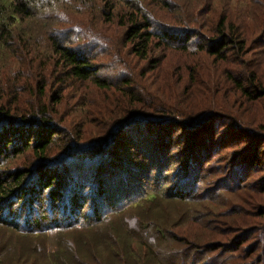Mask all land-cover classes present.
Masks as SVG:
<instances>
[{
    "label": "rangeland",
    "instance_id": "rangeland-1",
    "mask_svg": "<svg viewBox=\"0 0 264 264\" xmlns=\"http://www.w3.org/2000/svg\"><path fill=\"white\" fill-rule=\"evenodd\" d=\"M102 2L105 4V0L95 1L94 8L100 10L98 14H94L93 9H90L91 12L73 15L70 23L56 22L53 28H61L62 33L71 40V48L80 47L82 52H88L86 56L90 57L93 64L94 77L113 82L117 87L122 86L124 79H128L134 101L140 104L136 111L140 113H133L128 117L131 122L122 128L121 124L124 122L121 121L128 118L119 119L108 111L112 109L111 112L118 113L131 109L122 103L118 88H113L115 91L98 90L90 80H69L68 87L60 94L62 103L58 107L56 118V122L68 131V134L60 138L51 152L52 156H58H53L46 165L34 152L27 151L5 163L12 168H32L34 172L32 171L27 179L26 195L28 196L32 187L37 191L32 200L33 206L25 205L23 210H19L22 214L16 216L20 226L24 228L23 231L18 229L19 232H16L9 224L6 227L0 226V264H55L58 259L63 264H105L104 245L99 241H84L88 232L81 229L84 222L80 216L89 215L94 209L97 212L98 208H101L103 214H109L111 206H108L110 203L105 199L106 191L102 188L115 191L122 177H136L138 171L143 174L138 196L124 201L130 203L135 199H144L137 219L148 218L143 220L144 224L158 223L163 229H169L181 239L179 246L208 250L210 264L218 262V256L225 252V256H234L230 260L233 264H262L264 215L255 218L248 211L264 214V157L258 167H253L250 172L242 167L240 169L237 164L238 171L235 176L233 169L228 170L227 162L224 163L223 160L240 146L222 142L228 129L202 130L204 133L199 137L189 134L192 122L195 123L198 119L201 120L203 115L215 112L206 113L201 107L198 114L186 113L183 118L178 117L174 111L185 113L182 109L184 100L190 102L193 107L202 97V94L194 90L195 81L190 75L198 64L196 58L202 55L200 52L197 54L195 46L204 39L201 35L207 37L204 40L217 38L214 30L222 18H226L228 23L227 32L236 33L233 38H246L239 43L246 42L245 55L237 57L230 53V62L227 63L216 61L213 56L204 57L205 63L210 67L208 71L203 69L202 65L198 66L203 70L200 78L205 79L204 83L207 84L210 76L212 80H216L223 73L222 68L228 67L237 77L251 79L254 75L264 82V0H168V5L158 0H128V6L125 3L117 6L112 12V17L107 15L110 10L108 6L101 10ZM133 4H139L143 13L149 14L156 21L154 27L158 28V31H177L175 36L181 40L185 36L182 30L188 29L187 26L194 27L196 43L192 42L194 44L189 47V52L182 53L177 48L182 46L181 43L175 42L174 48L162 50L155 46L158 39L154 37L153 50L148 58H139L132 51L131 44L125 42L126 27L121 21L123 16L132 13L130 7ZM199 10L204 13L194 19ZM203 24L205 28L201 30ZM52 80L55 81V78ZM50 84L53 89L47 91L44 102L51 107L59 85L51 81ZM211 86L215 87L212 84ZM202 87L204 89L205 86L199 88ZM233 96L236 100L241 98L239 95ZM118 98L120 99L117 100ZM117 101L121 104L117 105ZM261 102L263 103L264 99H261ZM236 104L233 110H236ZM151 107L172 110L159 114L151 112ZM258 112L261 116L264 114L263 110ZM139 118H145L147 121H139ZM172 119L178 124L185 122L188 129H181L177 125L167 127L166 121ZM261 124L264 127V123ZM262 130L264 133V129ZM71 137L77 145L71 141L68 144L72 148L70 154H64ZM150 167L153 170L148 173ZM49 168L57 169L53 186L58 180H64L61 188L66 193L60 205L69 207L66 213L56 219L58 224L55 228L37 235L27 231L29 223L33 218L40 217L41 211L50 210V205L47 188L44 184L38 186L36 177L41 172L46 174L44 170H50ZM217 169L227 174L225 182L221 183L216 179L219 176ZM209 173H213L212 184H220L217 188H221L220 193L214 187H208ZM74 180H85L90 185L85 189H76ZM243 183L251 186L252 191L245 188L241 193L235 192L234 189ZM128 185L125 183L123 187ZM174 188L177 190L175 192L180 189V192L189 190L191 193L198 188L199 197L188 201L165 198L166 191L172 192ZM146 191L160 193V201H147ZM128 192L135 193L136 189L130 187ZM111 200V204L115 206L122 203V196L119 194L118 200ZM13 207L18 208L16 205ZM89 217L90 221L94 218L90 215ZM130 217L132 216L128 215V218ZM47 218L52 222L50 215L47 214ZM8 219L11 220L12 216ZM96 221L93 219V222ZM201 225L204 227H200ZM245 230H249L251 234L244 238L240 247L234 248L233 238ZM12 236L26 237L14 239ZM160 244L162 247L166 245L165 242ZM172 247L168 246L167 249L172 250Z\"/></svg>",
    "mask_w": 264,
    "mask_h": 264
},
{
    "label": "trees",
    "instance_id": "trees-1",
    "mask_svg": "<svg viewBox=\"0 0 264 264\" xmlns=\"http://www.w3.org/2000/svg\"><path fill=\"white\" fill-rule=\"evenodd\" d=\"M95 1L0 0V76L2 78V84H0V226L2 227L9 224L16 232H19L18 229L24 230L16 216L22 214V211L19 210H23L25 205L28 207L33 206L32 200L35 198L37 191L35 187H32L31 192L28 196L26 195L27 179L34 172L32 168H12L5 165V163L7 160L27 151L34 152L46 165L53 156H58L57 154L52 156L51 152L60 138H64L68 134V131L61 128L56 122V118L58 107L62 103L60 94L68 87L69 80L75 82L90 80L98 90L115 91L113 88H118L120 98L123 99L122 103L131 107L128 111L124 109L118 113L111 112L112 109L108 110L119 119H127L133 113H140L136 111L140 104L134 101L135 97L128 79H124L122 86L117 87L113 82L94 77L93 64L89 59L90 57L86 56L88 52H82L80 47L71 48L69 44L72 42L70 39L68 40L65 33H62L61 28H53L56 22L70 23L73 15L89 12L90 9H93L94 14H98L100 10L94 8ZM167 1L158 0V2H163L165 5H168ZM139 2H143V0H139ZM123 3L128 6V0H105V4L102 2L103 8L101 10L108 6L110 10L107 15L112 17L113 10ZM130 8H132V13L123 16L121 21L126 27L125 42L131 44L132 51L139 58H148L153 50L154 37L158 39L155 46L160 47L162 50L168 47L174 48L175 42L181 43L182 46L177 48L182 53L189 52V47L196 43L194 42L196 36L193 34L194 27L187 26L188 29L182 30L185 36L181 40V38L175 36L178 34L177 31L172 32L165 29L158 31V28L154 27L156 21L149 14L143 13L144 11L139 4H133ZM202 13L204 12L199 10L193 18H197ZM192 22H195V20H192ZM227 25L226 18H222L216 30H214V33H217V38L204 40L206 36L201 35L204 39L195 46L197 54L200 52L202 55H198V58H196L198 64L194 66L190 75L195 81L194 90L202 94V97L197 100L193 107L190 102L184 100L182 109L185 113L181 114L178 111H173L177 113L178 117L183 118L186 113L198 114V109L201 107L206 113L215 112L203 115L202 119H198L195 123L192 122L189 134L192 137L194 134L199 137L204 133L201 132L202 130L221 129V131H225L228 129L222 138V142H231L233 145L239 144L240 146L235 148L229 157L223 158V160L224 163L227 162V169H233L235 176H237V164L240 165V169L242 167L250 172L253 167H258L260 160L264 157V133L262 130L264 127L261 124L264 123V114L261 116L258 112L260 110L264 111V102H261V99H264V82L254 77V75L251 79L237 77L235 76L236 73H233L228 67L222 68L223 71L220 70L223 73H219L221 75L216 80H212L210 76L207 84L204 83L205 79L200 78L203 70L199 69L198 66L202 65L203 69L206 70L210 67L209 64L205 63L204 57L213 56L216 61L227 63L230 62V53L237 57L245 55L246 42L245 44L239 43L246 40V38L242 36L236 39L233 38L236 33H228ZM203 28H205V24H203L201 30ZM197 32L200 36L199 31ZM52 78H55V81ZM50 81L59 85L54 94L53 102L50 104L51 107L44 102V98H47V91L53 89ZM211 84L215 87L212 88ZM200 86L205 87L203 89V87L199 88ZM233 94L239 95L241 98L236 100L237 98ZM116 104L120 105L121 102L117 101ZM234 104H236V110H233ZM150 110L151 112L166 114L172 108L157 109L151 107ZM214 114L222 115V117H215ZM128 120L129 118L121 121L124 122L121 124L122 128H125L131 122ZM138 120L147 121L145 118H139ZM175 122L176 120L172 119L166 121L165 125L167 127L177 125L181 129H188L185 127V122L183 124ZM71 141L77 145L71 137L66 144L64 154H70L72 148L68 144ZM49 169L44 170L48 176L41 172L36 177L38 186L41 187L43 184L46 186L47 199L50 205V210L41 211V216L33 218L29 223L30 226H28L27 231L37 235L45 232V230L55 228L54 226L58 224L56 219L66 213L69 207V205L66 207L64 204L60 205L66 193L61 188L64 180H58L56 182L57 186L56 184L53 186L57 169ZM152 170L153 168L150 167L148 173ZM220 170L217 169L216 173H219V176L216 179L222 183L225 182L224 178L227 174L225 172L223 174ZM212 174L209 173L207 176V181L210 183L208 187H214L218 190L220 184H216L217 187L212 184ZM142 179L143 174L138 171L136 177H122L115 191L102 188L103 191H106L105 199L107 202L113 203L111 199L118 200V195L121 194L122 203L115 206L109 204L108 206H111L109 214H103L101 208H98L97 212H95V209L90 211L88 214L94 217L93 219H96V222H93V219L90 221L89 215L82 214L80 219L84 223L81 229H85L89 235H85L84 241H99L104 245L103 249L106 250L103 258L105 260L103 261H105V264H210L211 257L207 253L208 250L191 246H179L178 243L181 239L169 229H163L158 223H155V225L144 224L143 220L148 218L137 219L138 210L141 209L144 199H135L130 203L124 201L138 196ZM74 181L76 189L78 187V189H85L90 185L85 180ZM131 181L132 184L130 185ZM125 183L129 185L123 187ZM133 183L135 184L133 185ZM246 184H240V187L234 189L235 192L241 193V190L245 188L252 191V187L246 186ZM130 187L136 189V192L129 194ZM197 190L198 188L195 189L196 192L191 193L192 191L189 190L180 192V189H178V192H175L177 190L174 188L172 192L166 191L165 198L171 197L179 201H188V199L199 197ZM220 192L221 188L218 190V193ZM95 195L97 196L96 192ZM145 197L149 202L160 201L158 200L160 193L158 194L156 191L152 193L146 191ZM14 205L18 208H14ZM134 209L137 211H132ZM248 212L255 218L264 215L259 214L258 211L249 210ZM46 213L50 215L52 222L47 218ZM128 215L132 217L128 218ZM11 216L12 219H8ZM109 219L112 220L108 222ZM146 223L148 222L146 221ZM202 226L204 227V225L200 227ZM250 234L249 230H245L238 236H233V247H240L244 238ZM21 237L26 236L13 238L21 239ZM161 242H165V247H162ZM168 246H173L172 250H168ZM225 253L220 254L218 262L215 261L213 264H227L228 262L233 264L230 260L234 256H225ZM55 264H63V262L58 259Z\"/></svg>",
    "mask_w": 264,
    "mask_h": 264
}]
</instances>
